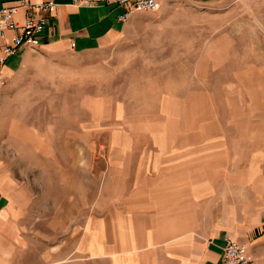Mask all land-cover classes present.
Segmentation results:
<instances>
[{"label": "rangeland", "instance_id": "obj_1", "mask_svg": "<svg viewBox=\"0 0 264 264\" xmlns=\"http://www.w3.org/2000/svg\"><path fill=\"white\" fill-rule=\"evenodd\" d=\"M136 11L109 48L29 47L0 92L1 184L38 190L54 166L73 163L177 165L189 173L192 214L201 203L209 217L246 166L264 173V0ZM203 186L205 205L193 195Z\"/></svg>", "mask_w": 264, "mask_h": 264}, {"label": "crops", "instance_id": "obj_2", "mask_svg": "<svg viewBox=\"0 0 264 264\" xmlns=\"http://www.w3.org/2000/svg\"><path fill=\"white\" fill-rule=\"evenodd\" d=\"M50 1L39 46L64 45L74 54L113 46L137 13L117 0ZM14 16L21 20L22 10ZM11 36L4 32L0 45ZM31 57L22 46L5 58L0 92ZM53 168L38 190L14 177L0 183V264H222L224 236L245 244L253 264H264V173L256 166H246V180L232 182L230 198L216 202L209 217L201 203L192 214L183 166ZM117 168L119 175H111ZM206 189L193 192L204 205Z\"/></svg>", "mask_w": 264, "mask_h": 264}, {"label": "built area", "instance_id": "obj_3", "mask_svg": "<svg viewBox=\"0 0 264 264\" xmlns=\"http://www.w3.org/2000/svg\"><path fill=\"white\" fill-rule=\"evenodd\" d=\"M197 4L200 0H189ZM125 5L128 10H156L160 0H117ZM50 0L29 3L26 0H17L15 5L0 6V37L4 32L11 31L12 36L8 42L0 45V64L5 58L22 46H39L40 33L43 30L46 15L52 8ZM17 9L22 10L21 20L15 19ZM0 84L2 79L0 77ZM222 264H253L247 255L245 244L223 237L220 253Z\"/></svg>", "mask_w": 264, "mask_h": 264}]
</instances>
